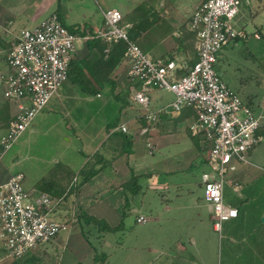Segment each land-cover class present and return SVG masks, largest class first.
<instances>
[{"label": "crops", "instance_id": "obj_1", "mask_svg": "<svg viewBox=\"0 0 264 264\" xmlns=\"http://www.w3.org/2000/svg\"><path fill=\"white\" fill-rule=\"evenodd\" d=\"M202 1L115 0L114 3L133 9L139 2L145 5L148 10L147 19L152 24L136 40L144 52L153 59L190 64L193 59L196 60V55L194 37L188 30L187 22ZM108 2L110 0H0V65L13 37L19 31L36 27L51 14H56L62 25L77 37L73 64L80 63L87 57L91 60L97 59L99 52L93 49L90 53L88 41L91 40H86V37L102 27L104 11L120 10L118 7H109ZM245 6L246 11L242 9L243 13L239 15L243 22L241 27L246 33L251 29L252 36L255 31L262 33L260 25L264 22L263 14H258L259 11H254L252 6L250 9L248 5ZM122 11L120 13L123 16L130 12ZM127 24L132 27L131 23ZM247 39L248 33L244 40ZM125 75L126 64L121 58L108 76L109 81L102 86L91 81L90 87L95 89V95H91L87 90L90 83L86 82L90 81V76L86 69L80 78L83 87L77 81L73 82L75 76L70 69L67 82L45 107L43 121L46 123L49 120L47 125L55 120V111H60L66 103L73 104L75 108H83L81 112L85 116L89 112L88 107L95 103L102 111L112 105V113L117 118L106 126V130L109 129L107 132H104L101 125L102 130L96 135L90 130V120L85 125H79L75 120L64 124V129L69 130H61L60 135L66 138L64 142L68 145H72L71 141L74 139L79 145L78 151L74 155L62 154L55 158L54 166H50L51 170L37 176L34 184L39 187V182H51L58 174L55 188L62 195L74 178L77 182L80 180L81 170L87 171L91 168L95 175L68 194V207H61L64 202L58 207L57 218L67 219L68 229L41 248L42 256L40 257V253L35 256L38 264H209L205 262L202 254L206 247L203 240L210 236L208 223L202 214V208L206 205L203 198L200 200L201 205L195 194L196 187L200 186L202 189L201 179L199 185L195 170L200 160L205 166L202 173L207 170L206 151L202 148L200 139L190 133L193 113L189 109H183L173 117H162L147 135H135L131 130V101L126 92ZM152 94L153 92L150 95L151 109L161 108L172 101L159 103ZM243 103L256 111L255 113H264L263 109L257 111L260 107L264 108L260 102L256 107L250 106L252 100ZM15 111V106L3 99L0 87V137L6 132ZM121 124L128 126V135L116 131ZM51 126L50 124L49 127ZM121 135L127 138L125 145L120 140ZM250 165L248 161L238 165L233 176V185H240V190L234 193H240L247 177L252 178L255 173L264 174L262 164H255V168H250ZM21 174L25 189L40 191L35 186L27 185L26 176ZM10 176L0 164V184L6 182ZM131 176L137 178L136 193L124 188ZM228 187L232 190V186ZM81 214L94 217L110 228H115L120 223L122 227L114 232L101 231L92 225H84L83 219L78 220ZM261 216H264V212L259 214ZM70 217L73 219H68ZM138 217H143L145 221L137 222ZM209 219L212 222L210 214ZM130 223L132 240L130 245H126L117 240V237L123 235V230ZM133 224L136 226L132 229ZM91 233L96 238V244L89 239ZM112 234L117 237L110 238ZM118 239L122 240L119 237ZM258 240L257 247L254 248L255 262L264 264V227L261 228ZM247 242L248 238H245L238 244L230 237L221 248L231 256L237 246L241 250L246 247ZM201 246L203 250L200 249ZM117 254L122 257L113 260L112 255ZM2 255L5 254L0 243V261Z\"/></svg>", "mask_w": 264, "mask_h": 264}, {"label": "built area", "instance_id": "obj_2", "mask_svg": "<svg viewBox=\"0 0 264 264\" xmlns=\"http://www.w3.org/2000/svg\"><path fill=\"white\" fill-rule=\"evenodd\" d=\"M241 6V0H205L193 10L187 27L194 37L196 61L190 64L153 59L129 38L131 26L123 23V15L116 9L104 11L102 27L86 37L105 44V57L112 46L124 44L126 92L145 119L139 136L150 133L162 117H173L183 109L192 111L190 133L200 139L206 151L207 170L200 177L202 198L218 233L222 223L238 216L237 208L225 202V187L232 186L233 192L240 190V185H233L238 165L246 163L251 149L264 141V113L246 106L216 70L222 49L247 37L238 26ZM253 37L259 38L256 33ZM76 43L77 37L56 14L13 37L0 65L2 97L16 108L0 137L2 153L16 144L67 82ZM156 90L172 94L173 99L166 106L151 109L150 95ZM116 131L130 133L126 124ZM23 181V175L17 173L0 186V243L5 256L16 260L36 256L45 244L68 229L67 219L57 218V209L75 190L77 179L54 202L48 193L25 189ZM144 221L137 218L139 223Z\"/></svg>", "mask_w": 264, "mask_h": 264}, {"label": "rangeland", "instance_id": "obj_3", "mask_svg": "<svg viewBox=\"0 0 264 264\" xmlns=\"http://www.w3.org/2000/svg\"><path fill=\"white\" fill-rule=\"evenodd\" d=\"M114 1L115 0H110V3L108 2V6L118 7L120 10H123L122 12L133 9L128 6L120 7L118 3H114ZM244 1L245 4L246 1L249 3L246 4L249 9L252 6L253 10L259 11L258 14H263L264 18V0ZM140 3L141 2H139V4ZM242 9L245 11L247 9L244 4L240 9L241 15L243 13L241 11ZM239 17L240 16H238V18ZM241 23L243 22L239 19L238 26H241ZM260 26L261 29H263V32L258 33L255 31L260 40H255L252 36L251 29H248V42L246 40H237L236 42L234 41L227 44L220 52V59L216 65V70L225 85H227L230 90L234 91L242 102L249 103L250 100H252V103L249 104L253 107H256L259 102L262 107H264V22ZM152 97L155 98L157 102L162 104L168 103L173 99L172 94L160 90L154 91ZM96 104L97 103L88 107L89 112L87 116H85L84 113L81 112L83 108H75L76 106L74 107L73 104L66 103L60 111H55V114H57L54 116L55 120L50 123L52 125L51 127H49L50 124H46L49 120H46V123L43 121L44 113L46 111V109H44L35 117L28 129L18 138L16 144L10 150L1 154V166L4 167V169L11 176L19 172L23 173L26 176V184L37 187L34 184L37 176L48 173L54 166L53 162L55 158H58V156L62 154L74 155L77 153L76 151H78L77 149L79 145L77 142H74V139L71 141L72 145H68L64 142L66 141V138H62L60 135L61 130H69L64 129L63 126L65 123L67 124L70 120H75L79 125H85L87 121L90 120L91 123H89V127H91L90 130L94 132V135L100 133L102 129L104 132L109 130H106V126L117 118V116L112 113L113 107L112 105H108V107L102 111L99 106H96ZM129 108L131 111L130 117L132 126L134 119L137 118L139 115L138 112L140 111L138 110L137 105L132 102ZM262 109L264 111V108L261 107L257 111L259 112ZM125 121H130V119H125ZM101 125H103L102 129ZM137 126L138 123L133 125L131 128H136ZM32 129L33 132L31 133ZM246 161L250 162V168H255V164H262L264 169V142L259 143L251 149ZM51 165L52 167H50ZM204 170V163L200 160L195 170L196 176L199 177V185L200 175ZM258 172H260V170H258ZM251 177L253 179L250 177L245 179V186L241 189L240 193L236 194L228 186L225 187L224 195L226 204L236 207L239 214L236 220H230L222 223L221 233L213 230L208 210L205 206L202 208V214L208 223V229L210 232V236L206 238V240H203V243L206 242V247L202 254L206 263L256 264L254 248L257 247L256 245L259 241L258 238H260L261 228L264 227V223L261 221V218L264 216L259 217V214L264 212V174L255 173ZM4 183L0 184V186ZM195 192L196 198L199 199L200 203L203 194L200 186L196 187ZM63 202L64 204L61 206L63 208L68 207L70 204L67 196L64 198ZM68 219L72 220L73 218L70 217ZM132 223H130L126 229L123 230V235L118 236L119 238H122V240L118 239V237L114 234L110 235V238L116 236L117 240L124 242L126 245H130L132 240ZM83 224L85 225L84 222ZM135 226L136 225L133 224L132 229ZM92 235V233L89 235V239L96 244V238ZM230 237L234 238L238 244L242 239L248 238L247 245H245L246 247H243V249L240 250V246H237L231 256L225 253V249L221 248ZM171 245L172 243L169 244V246ZM200 249L203 250V247L201 246ZM39 253L40 250L38 251V254ZM120 257L122 256H119L118 254L117 256L112 255L113 260L120 259ZM35 258V256H31L16 260L2 255L0 263L38 264L37 259Z\"/></svg>", "mask_w": 264, "mask_h": 264}, {"label": "trees", "instance_id": "obj_4", "mask_svg": "<svg viewBox=\"0 0 264 264\" xmlns=\"http://www.w3.org/2000/svg\"><path fill=\"white\" fill-rule=\"evenodd\" d=\"M203 0L202 2H204ZM201 2V3H202ZM242 5H245V1L241 0ZM247 2V1H246ZM247 4V3H246ZM147 12L148 10L145 8V5L142 3L135 7L132 11H130L128 14L123 16V23H131L132 27L128 30L129 38L136 43V40L151 26L152 22L148 21L147 19ZM240 40V39H237ZM236 41V40H235ZM124 44L119 43L114 46H112L110 53L105 57L103 50L105 49V44L102 43L100 40L93 39V41H88V49L90 53L93 49H96L99 52V57L95 60H91V58L83 59L80 63H72L70 66L71 74L75 76L73 79V82H78L79 85L83 87V83L80 80V78L83 75V70L86 69L87 74L90 76V81L86 83H90L87 87H84L88 90V93L91 95H95V89L93 90L91 86V81L94 83H99L100 86L103 85V83L109 81L108 76L112 72V70L115 68V66L120 62L123 52H124ZM196 60L193 59L192 63H194ZM218 62V59H217ZM127 82V80H126ZM127 84V83H126ZM125 84V85H126ZM133 125L138 123V126L136 128H131L132 131H134L135 135H138V130L141 129L143 126H145V119L143 116H137V118L134 119ZM132 127V126H131ZM120 137L121 142L125 145L127 142L125 139H127L124 135H121ZM132 138V136H131ZM3 150L0 147V156L2 154ZM95 175V172L89 168V170H81L79 172L80 180L77 182L74 189H78L80 186L85 184L87 181H89L93 176ZM58 179V174L53 178V181L51 182H39L38 186L40 191L48 193L52 196L53 202L60 196V194L57 192L55 188V181ZM136 187H137V178L134 176H131L130 180L124 184V188L128 189L132 193H136ZM39 191V190H38ZM78 220L83 219L85 224L92 225L96 228H98L101 231H108V232H114L119 230L122 227V223L119 224V226L115 228L108 227L104 222L95 219L94 217H88L86 215H79L77 218ZM32 259V258H31Z\"/></svg>", "mask_w": 264, "mask_h": 264}, {"label": "water", "instance_id": "obj_5", "mask_svg": "<svg viewBox=\"0 0 264 264\" xmlns=\"http://www.w3.org/2000/svg\"><path fill=\"white\" fill-rule=\"evenodd\" d=\"M261 221L264 222V217L261 218Z\"/></svg>", "mask_w": 264, "mask_h": 264}]
</instances>
